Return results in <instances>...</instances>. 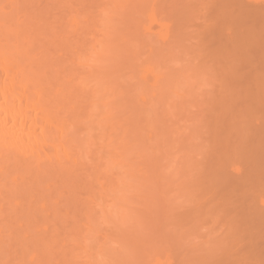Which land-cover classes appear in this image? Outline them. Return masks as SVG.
Segmentation results:
<instances>
[{"label":"rangeland","instance_id":"rangeland-1","mask_svg":"<svg viewBox=\"0 0 264 264\" xmlns=\"http://www.w3.org/2000/svg\"><path fill=\"white\" fill-rule=\"evenodd\" d=\"M0 53L58 129L0 134V264H264V0H0Z\"/></svg>","mask_w":264,"mask_h":264},{"label":"bare ground","instance_id":"bare-ground-1","mask_svg":"<svg viewBox=\"0 0 264 264\" xmlns=\"http://www.w3.org/2000/svg\"><path fill=\"white\" fill-rule=\"evenodd\" d=\"M1 55H4V57L6 56V58L8 57L7 55L0 53V56ZM4 57H0V64H2V67L0 66V72H2V74L0 73V134L7 135V137H9V142L5 141V139L4 142H7V145L10 144L13 146L11 147V149L14 148L13 151H15V148L19 150L31 149L34 151L38 146L40 148L42 146L45 147L49 143H54L53 137L55 138L54 134L58 129L56 131L54 130V133H52L50 127L54 128L53 125L55 126L56 124H50L52 120L50 121V118L48 119L46 114H40V116L39 113L37 115L34 114L38 110L37 107V110L34 108L35 112L33 115H31L30 109H28V107L31 105L35 107V103H30L32 100L29 101V96H27V100L25 99L26 104L24 102L25 105H22L24 100L23 98H26L25 96L28 95V93H22L24 90L26 92L27 89V86L25 87V85L21 84V81L24 79L23 70L17 63H10L11 61L8 63V59H5ZM8 58H10V56ZM22 88L23 90L20 92ZM30 98H32V95ZM40 104L43 106L42 103ZM33 107L30 108L33 109ZM44 108L45 107L42 109V113H47L48 115L47 110H45L46 108ZM39 120H43L45 124L50 126L47 125L49 128H44L41 125V131L38 130V134L36 133L37 131L35 129L37 126H39ZM43 122L41 121L40 123L42 124ZM45 124L43 126H46ZM46 129H48L50 132L44 131ZM0 141L3 142L1 138ZM0 144L2 145V143Z\"/></svg>","mask_w":264,"mask_h":264}]
</instances>
